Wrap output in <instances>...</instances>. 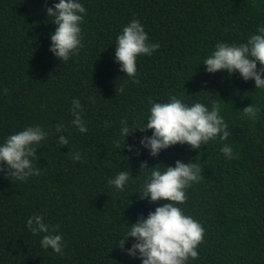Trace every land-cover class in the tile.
<instances>
[{
	"label": "trees",
	"instance_id": "1",
	"mask_svg": "<svg viewBox=\"0 0 264 264\" xmlns=\"http://www.w3.org/2000/svg\"><path fill=\"white\" fill-rule=\"evenodd\" d=\"M52 3L0 0V142L29 125L47 132L33 158L38 175L18 180L0 171V264H140L116 243L128 224L166 202L139 193L151 168L176 159L201 167L186 200L174 202L204 229L199 255L186 264H264V89L202 64L218 41L244 42L264 24V0H81L82 46L67 60L48 48L55 25L44 9ZM133 18L159 43L151 55L137 56L135 80L113 59L115 37ZM172 95L209 107L216 101L229 137L149 155L139 138L151 129L133 126L146 121L150 100ZM73 98L86 132L72 123ZM248 104L260 109L254 120L243 112ZM121 120L133 127L125 140ZM223 144L231 145L232 159L220 152ZM142 161L149 167L140 169ZM121 170L131 175L123 190L108 183ZM33 214L57 226L63 255L41 248L44 233L26 226Z\"/></svg>",
	"mask_w": 264,
	"mask_h": 264
},
{
	"label": "clouds",
	"instance_id": "2",
	"mask_svg": "<svg viewBox=\"0 0 264 264\" xmlns=\"http://www.w3.org/2000/svg\"><path fill=\"white\" fill-rule=\"evenodd\" d=\"M45 12L55 28L49 33V51L59 60H67L78 53L81 45V27L86 9L81 0H53L51 6H45ZM113 59L118 62L119 69L133 80L136 79V59L140 54L151 55L159 48L158 42H150L142 23L131 19L122 26L114 42ZM259 62V65H258ZM204 70L208 73L226 71L228 74L238 73L245 81L252 79L254 87L264 89V24L257 27L244 42L227 43L218 41L210 53L203 58ZM150 107L146 121L141 126H133L142 133L151 129L150 135H141L139 145L148 150L149 155L156 156L163 149L179 144H187L198 149L209 140L219 137L225 140L229 137L228 124L220 114V106L216 101L211 107L196 101L185 103L172 95L166 101H149ZM72 123L80 132H86L87 127L79 111V99L73 98ZM260 109L248 104L243 112L248 119L254 120ZM128 122L121 120L119 135L125 140L130 134ZM63 125H56V132H61ZM47 132L40 125H29L8 135L0 142V171L18 180H24L29 175H38L39 169L33 166L36 148ZM59 143H68L64 135L58 137ZM113 143L119 146V139ZM131 150L135 145H124ZM226 159L234 156L230 144L220 147ZM72 158L79 160L78 153ZM165 165V164H164ZM146 162L140 163L141 168H148ZM201 167L191 160L176 159L174 164L164 168L153 167L143 183L141 198L147 197L150 202L164 200L166 202L149 210L146 215L138 216L135 222L128 224L124 236L118 238L116 245L128 256L138 258L140 264H186L189 258L199 255L197 245L203 239L202 225L190 215L183 213L174 202L183 203L186 200L185 189L201 176ZM130 171L121 170L108 183L116 189L123 190L130 181ZM26 226L33 233H44L40 238V246L51 249L63 255L64 244L62 235L56 231L55 225L44 222L41 214H33L26 220ZM131 243L125 247L128 238Z\"/></svg>",
	"mask_w": 264,
	"mask_h": 264
}]
</instances>
